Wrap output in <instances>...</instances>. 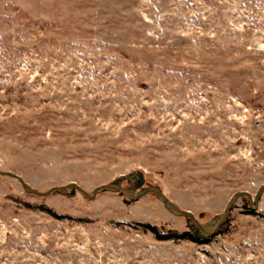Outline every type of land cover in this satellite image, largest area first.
I'll return each instance as SVG.
<instances>
[{"label":"rangeland","instance_id":"374dc122","mask_svg":"<svg viewBox=\"0 0 264 264\" xmlns=\"http://www.w3.org/2000/svg\"><path fill=\"white\" fill-rule=\"evenodd\" d=\"M0 170L88 193L143 173L200 223L264 183V0H0ZM26 193L0 174V264H264V192L197 242L151 193Z\"/></svg>","mask_w":264,"mask_h":264},{"label":"water","instance_id":"95a60500","mask_svg":"<svg viewBox=\"0 0 264 264\" xmlns=\"http://www.w3.org/2000/svg\"><path fill=\"white\" fill-rule=\"evenodd\" d=\"M1 175L9 176L15 178L23 188L26 193L34 194L37 196H46L49 195L53 191L62 192L64 190H70L71 193L78 192L86 199H92L95 197L97 192L99 191H109L114 193H122L125 196L124 201H134L144 196L145 194L151 193L153 194L164 206V208L171 214L179 217H184L189 220L188 228L191 230H195L193 236L199 239H206L214 236L220 227L226 222L229 217L230 210L233 207L236 199L239 197L245 196L248 199V207L251 210H254L257 207L258 200L261 194L264 192V183L259 187L254 195H252L248 191H236L234 192L229 200L227 201L223 211L217 214L211 221L207 223H200L198 219L194 216V214L188 210L181 209L177 204L172 202L162 191V189L157 185H145L143 173L141 171L133 172L132 176L124 175L122 178L128 181L129 186L124 187L117 183L110 184H101L93 188L91 193H88L81 186H79L76 182H69L63 186H53L46 191H39L32 188L27 182L23 180V178L13 172L10 171H2L0 170Z\"/></svg>","mask_w":264,"mask_h":264},{"label":"trees","instance_id":"16d2710c","mask_svg":"<svg viewBox=\"0 0 264 264\" xmlns=\"http://www.w3.org/2000/svg\"><path fill=\"white\" fill-rule=\"evenodd\" d=\"M145 228L149 229L151 232H153L155 234V236L159 239H184V238H190L194 241L197 242H204L203 239H199L195 236H192L191 234L187 233V232H174V231H167V232H160L157 227L152 226V225H148V224H144L143 225Z\"/></svg>","mask_w":264,"mask_h":264}]
</instances>
